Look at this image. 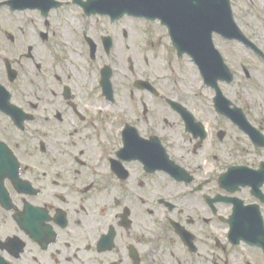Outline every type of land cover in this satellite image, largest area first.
<instances>
[{
  "label": "flooded vegetation",
  "instance_id": "af4514ba",
  "mask_svg": "<svg viewBox=\"0 0 264 264\" xmlns=\"http://www.w3.org/2000/svg\"><path fill=\"white\" fill-rule=\"evenodd\" d=\"M89 1L0 0V264H264V147L217 112L213 88L204 109L181 87L193 61L160 20ZM232 8L250 31L264 0ZM31 11L39 27L5 23Z\"/></svg>",
  "mask_w": 264,
  "mask_h": 264
},
{
  "label": "water",
  "instance_id": "95a60500",
  "mask_svg": "<svg viewBox=\"0 0 264 264\" xmlns=\"http://www.w3.org/2000/svg\"><path fill=\"white\" fill-rule=\"evenodd\" d=\"M119 1L121 5H125L126 13L146 16L153 20L159 17L162 19L163 24L169 26L171 33L174 30V34L177 35L175 45L179 48L180 55L183 53L192 55L206 84L216 89L215 107L218 111L231 117L239 127L249 132L256 144L264 146V137H261L259 132L250 125L243 111L238 106L233 105L232 101L224 96L218 86L220 81L231 84L234 80V74L215 48L212 42L213 32L221 33L230 40H242L247 45L255 48L234 21L230 0H197V2L189 0L184 5L176 4L173 6V13L176 14L174 16L170 13L171 7L168 6V0ZM47 3L48 0H27L18 8L39 6L47 11ZM112 4L114 5L112 8H114L117 0H91L84 6L90 13L91 11L107 12V10L112 9ZM211 7L213 9L215 7V10L213 11ZM255 49L260 52L257 48ZM260 53L263 55L262 52ZM111 74V69L105 67L102 86L108 94L111 92V82L109 80ZM232 231L235 232V228Z\"/></svg>",
  "mask_w": 264,
  "mask_h": 264
},
{
  "label": "rangeland",
  "instance_id": "374dc122",
  "mask_svg": "<svg viewBox=\"0 0 264 264\" xmlns=\"http://www.w3.org/2000/svg\"><path fill=\"white\" fill-rule=\"evenodd\" d=\"M70 9L73 8L71 7ZM9 14L10 13L6 12L7 20L5 23L9 21L11 23H21L22 21H28V19H30L35 20L37 26H40V19L37 16L38 12L31 11ZM262 15H264V12ZM262 15L259 16L258 13L252 15L250 17V20H252V29H250V31L244 29V31H246L249 37L253 38V41H255L257 45L264 50V18ZM67 16L69 18L70 28H72L75 33L81 32L86 22L79 16V13L72 10ZM50 18H52V27H57L58 24L56 23V16L53 14ZM61 26L66 28L67 24H61ZM215 43L217 44L220 52L224 54L227 64H229L231 69L236 74V78L232 84H220L225 96H227L237 106L245 109L253 123L260 121L264 122V62L259 60L255 52H252V50L245 47L243 43L241 44L236 41L230 42L221 36L217 38L215 37ZM75 47L77 52L81 53L82 49L76 45ZM187 63L183 62L184 66L188 70L187 75H177L178 78H181V87L184 88L185 84L188 89H191L189 92L190 95L197 93L199 97V107L209 109L211 106V91L203 86V79L199 74L197 66L193 65L194 63L190 61ZM86 64L87 61L83 60L81 64L78 63L76 65V70L82 72V70L86 67ZM245 69H248L249 73H251L250 77L245 74ZM232 135L235 137L236 134L232 132ZM242 140H244V138H242ZM232 258H234V256H232ZM231 264H236V260H231Z\"/></svg>",
  "mask_w": 264,
  "mask_h": 264
}]
</instances>
